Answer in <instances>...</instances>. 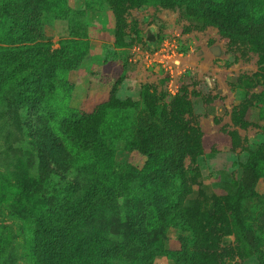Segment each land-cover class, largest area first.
I'll return each mask as SVG.
<instances>
[{
	"label": "rangeland",
	"instance_id": "1",
	"mask_svg": "<svg viewBox=\"0 0 264 264\" xmlns=\"http://www.w3.org/2000/svg\"><path fill=\"white\" fill-rule=\"evenodd\" d=\"M11 6L19 16L32 13L42 19L45 41L55 55L48 70L56 77V98L70 93L72 108L90 111L106 101L116 86V97L122 101H141L145 91L155 93L166 105L185 96L193 106L188 117L192 125L209 135L222 131L240 135L238 149L224 145L217 152L187 158V177L193 185L190 201L211 209L214 198L225 195L227 185L241 179L250 153L264 144L263 86L256 77L260 57L250 45H231L215 27L156 4L128 10L125 47L116 45V19L102 0H13ZM16 39L15 46L21 43ZM7 45L0 41V47ZM247 78L255 80L253 88H243ZM19 93L10 91L0 106V264H33L28 190L38 200L43 193L50 197L56 193L60 200L74 203L95 186L86 157L50 144L42 132L34 137L28 129L31 106ZM243 102L250 106L246 127L234 122ZM43 105L39 109L48 107ZM116 147L117 171L129 166L144 170V156L126 150L123 141ZM57 174L71 179L75 192H69ZM149 182L137 176L131 179L125 194L96 211L80 229L84 238L100 235L114 246H127L133 256L137 251L143 256L118 258L112 264H173L170 254L178 249L180 233L174 228L152 229L144 195ZM256 192L259 211L254 215L264 228V179ZM20 195L26 203L16 200ZM219 230L220 246L235 251L221 258V264H260L259 257L246 255V246L236 234L224 236Z\"/></svg>",
	"mask_w": 264,
	"mask_h": 264
},
{
	"label": "trees",
	"instance_id": "2",
	"mask_svg": "<svg viewBox=\"0 0 264 264\" xmlns=\"http://www.w3.org/2000/svg\"><path fill=\"white\" fill-rule=\"evenodd\" d=\"M102 1L114 13L118 47L127 45L128 10L150 4L178 9L189 19L215 27L231 45H250L260 57L256 77L263 86L260 102L264 120V0ZM3 3L0 41L9 45L0 47V106L10 91L20 90L19 96L31 106L28 129L34 137L42 132L50 144L86 157L95 179L94 188L73 204L60 200L56 193L52 199L43 193L38 200L28 190L33 264H112L127 256L142 259L139 251L133 256L135 252L127 246H114L100 235L84 238L80 233L87 218L125 194L136 176L150 181L144 195L152 229L174 228L180 233L178 249L170 254L173 264H221V258L234 254L235 251L220 246L219 228L224 236L236 234L246 246V255L257 256L264 264V228L260 226L261 219L254 215L256 209L259 211L255 206L256 188L264 179V144L250 153L242 166L241 179L228 184L226 194L215 197L211 209H205L199 201H190L193 185L187 177V158L217 152L224 145L238 149L242 146L240 135L227 131L209 135L192 125L188 117L193 115V106L185 96L166 105L155 93L145 91L141 101H122L116 97V86L106 101L95 104L90 111L72 108L70 93L61 100L56 98V77L48 70L55 55L45 41L42 19L32 13L19 16L11 6L13 0ZM15 39L21 42L17 46L13 44ZM254 84V79L247 78L243 88H253ZM40 103L48 107L39 109ZM249 107L243 102L235 111L237 125H249L245 120ZM122 141L126 150L147 159L144 170L130 166L124 172L116 170V145ZM56 176L66 183L69 192H75L71 179ZM21 198L26 203L24 195L16 200Z\"/></svg>",
	"mask_w": 264,
	"mask_h": 264
}]
</instances>
